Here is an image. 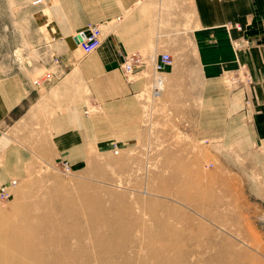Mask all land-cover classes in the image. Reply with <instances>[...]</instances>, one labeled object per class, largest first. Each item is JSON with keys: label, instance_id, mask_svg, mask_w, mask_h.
I'll list each match as a JSON object with an SVG mask.
<instances>
[{"label": "rangeland", "instance_id": "374dc122", "mask_svg": "<svg viewBox=\"0 0 264 264\" xmlns=\"http://www.w3.org/2000/svg\"><path fill=\"white\" fill-rule=\"evenodd\" d=\"M73 4L76 10V0H0V81L42 83L49 72L44 63L56 62L43 48L76 47L64 30L52 32L53 25L78 17L69 13ZM99 26L104 35L107 26ZM153 67L151 96L158 77L164 79ZM155 99L144 118H133L144 126L80 152L10 150L19 144L0 117V190L17 181L8 198L0 196V264H43L41 258L62 264H264V149L242 155L214 149L208 135L195 134L192 120L174 117ZM75 205L78 217L62 213L63 206ZM88 208L105 219L125 212L116 221L127 227L118 242L102 243L101 234L110 233L100 222V235L91 231ZM164 229L176 232V242L155 246L150 235ZM152 245L155 251L171 247L169 258H156Z\"/></svg>", "mask_w": 264, "mask_h": 264}, {"label": "crops", "instance_id": "0c3cea01", "mask_svg": "<svg viewBox=\"0 0 264 264\" xmlns=\"http://www.w3.org/2000/svg\"><path fill=\"white\" fill-rule=\"evenodd\" d=\"M83 1L85 7L76 0V10L68 5L78 14L72 23L52 26L76 47L43 48L56 55L44 63L48 78L0 81V117L19 144L10 150H88L110 134L144 126L133 118H144L159 96L214 149L240 155L264 149V0ZM94 23L107 27L87 54L75 38ZM164 53L173 62L162 72L163 92L151 96L153 66ZM135 55L145 64L127 74L125 59Z\"/></svg>", "mask_w": 264, "mask_h": 264}, {"label": "bare ground", "instance_id": "6f19581e", "mask_svg": "<svg viewBox=\"0 0 264 264\" xmlns=\"http://www.w3.org/2000/svg\"><path fill=\"white\" fill-rule=\"evenodd\" d=\"M79 43V42H78ZM48 78V77H47ZM158 79H159V77H158ZM164 80V79H163ZM163 80L161 79V80H157L158 81V86L160 87V89L162 88V86H163ZM249 80V79H248ZM6 81V80H5ZM7 82V81H6ZM36 83V82H35ZM153 86V85H152ZM160 92H161V90H158V91H156L155 92V94L156 95H159L160 94ZM160 97V96H159ZM150 100V99H149ZM91 110V109H90ZM7 114V113H6ZM88 204H90V203H88ZM84 207H88V206H86V205H83V207L82 208H84ZM98 207H101V204L98 206ZM63 211H62V213L63 214H68V213H71V215L75 218V217H78L79 216V212H80V209L78 210V206L77 205H75L73 208H71V209H67L65 206H63ZM99 209V208H98ZM88 210L90 211V208H88ZM101 210V209H100ZM106 210V209H105ZM152 211V210H151ZM150 211V212H151ZM91 218H92V221H91V223H92V225H91V231L92 232H95L96 233V235L97 236H99L100 234H99V232H98V227H96V225L100 222L101 223V225L104 227H102L103 229H105L106 231H108L110 234L109 235H106V233H103V234H101V236H102V238L104 239V241L102 242L105 246H107V245H112V244H114V243H116V242H118L119 241V239H120V236H121V234H122V232H123V230H127V227L126 226H123V225H121V226H118L117 224L118 223H116V221H117V219L118 218H122V217H124V213H119V214H117L116 215V217H118V218H115V219H112V218H110V217H108V219H105V218H107V216H101V215H99V213H97V209H93V208H91ZM152 213V212H151ZM153 216H157V214L156 213H153L152 214ZM104 221V222H103ZM50 228H45V231H48ZM76 229V228H75ZM51 230V229H50ZM54 230V229H53ZM81 230V229H80ZM164 231V233H163V235H161V236H155L154 234L151 236L150 235V240L152 241V243L155 245V246H157V242L158 241H166V240H171L172 239V241L173 242H176V240H177V237H176V232H174V231H172L171 229H164L163 230ZM74 232H76V231H74ZM170 242V241H169ZM253 245V244H252ZM173 246H174V244H173ZM172 248L170 247V249L169 250H163V251H155V248L153 247V245H152V247H151V250H152V253H153V255L156 257V258H166V259H168L169 258V255H170V252L172 251L171 250ZM58 252H54V251H52V252H49L48 254L49 255H52V256H56V254H57ZM31 255H35V256H39V255H42V254H39L38 252H32L31 253ZM40 261L43 263V264H62L61 263V261L58 259V258H56V259H48V258H41L40 259ZM3 263L5 262V261H2ZM54 262V263H53ZM16 264H18V263H16ZM20 264H23V263H20Z\"/></svg>", "mask_w": 264, "mask_h": 264}, {"label": "built area", "instance_id": "2783aa9c", "mask_svg": "<svg viewBox=\"0 0 264 264\" xmlns=\"http://www.w3.org/2000/svg\"><path fill=\"white\" fill-rule=\"evenodd\" d=\"M82 33L85 34V36L79 41L80 47H84V49L87 52H91L94 50L103 40V31L102 28L98 25H92L89 27L88 30H85L84 32H80L76 35L78 37ZM173 62L172 57L168 53L162 54V56L156 61L155 63V70L157 72H163L168 66H170ZM145 64L143 58L139 55L131 56L128 59H125V62L123 64V68L125 73L131 74L133 73L137 67H141ZM159 80H161L159 78ZM160 90V87L157 86V91ZM17 183L16 180H12L10 185L3 186L0 190V196L4 198H8L10 196V188L11 186L15 185Z\"/></svg>", "mask_w": 264, "mask_h": 264}, {"label": "water", "instance_id": "95a60500", "mask_svg": "<svg viewBox=\"0 0 264 264\" xmlns=\"http://www.w3.org/2000/svg\"><path fill=\"white\" fill-rule=\"evenodd\" d=\"M84 36H85V34L82 33L81 35H79L78 37H76L75 40H76L77 42H79Z\"/></svg>", "mask_w": 264, "mask_h": 264}]
</instances>
